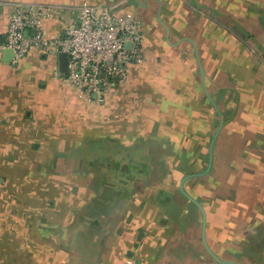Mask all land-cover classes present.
<instances>
[{
  "label": "crops",
  "instance_id": "0c3cea01",
  "mask_svg": "<svg viewBox=\"0 0 264 264\" xmlns=\"http://www.w3.org/2000/svg\"><path fill=\"white\" fill-rule=\"evenodd\" d=\"M83 1L0 0V41L15 4L51 6L53 37ZM104 1L143 61L102 101L58 55L0 54V264H226L203 237L264 264V0Z\"/></svg>",
  "mask_w": 264,
  "mask_h": 264
},
{
  "label": "built area",
  "instance_id": "2783aa9c",
  "mask_svg": "<svg viewBox=\"0 0 264 264\" xmlns=\"http://www.w3.org/2000/svg\"><path fill=\"white\" fill-rule=\"evenodd\" d=\"M74 10L63 34L48 37L44 20L51 6L15 4L7 16L0 54L11 49L14 61L31 49L45 56L65 54L64 81L88 99L102 101L115 84L127 80L131 65L143 61L141 22L131 15L115 14L104 0L83 1Z\"/></svg>",
  "mask_w": 264,
  "mask_h": 264
},
{
  "label": "water",
  "instance_id": "95a60500",
  "mask_svg": "<svg viewBox=\"0 0 264 264\" xmlns=\"http://www.w3.org/2000/svg\"><path fill=\"white\" fill-rule=\"evenodd\" d=\"M195 53H196V50H195ZM2 54L4 55L5 57V60L6 61H11L12 60V57H13V52L11 49H5L2 51ZM60 57V69L62 71H65V61H66V55L65 54H61L59 55ZM197 53H196V58H197ZM197 63H198V66H199V70H200V73H201V76H202V80L204 78V74H203V70H202V67H201V64H200V61L197 59ZM204 93L206 95V97L209 99V101L211 102L214 110L218 113V108L216 106V104L214 103V101L212 100V98L210 97V95L205 91L204 89ZM219 114V113H218ZM222 126V123L219 122L218 126H217V129L215 130L214 134L212 135L210 141H209V145H208V159H207V166L205 168L204 171L200 172V173H197V174H192V175H187V177H190V176H202L204 174H206L208 172V170L210 169L211 167V163H212V150H213V144H214V141H215V138L220 130ZM182 184V183H181ZM180 184V191L190 200L192 201L193 203H195L197 205V207L200 209L202 215L204 216V213H203V208L201 207L200 204H198L192 197H190L187 193L184 192L183 188H182V185ZM204 236V235H203ZM203 245L205 247V250L207 251V253L212 257V259L214 261H217L219 263H226V264H236V263H233L231 261H225V260H222V259H219L218 257H216V255L208 248V246L206 245V242H205V239L203 237Z\"/></svg>",
  "mask_w": 264,
  "mask_h": 264
}]
</instances>
